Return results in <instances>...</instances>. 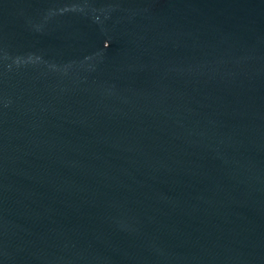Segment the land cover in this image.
<instances>
[{
    "label": "water",
    "instance_id": "1",
    "mask_svg": "<svg viewBox=\"0 0 264 264\" xmlns=\"http://www.w3.org/2000/svg\"><path fill=\"white\" fill-rule=\"evenodd\" d=\"M0 264H264V0H0Z\"/></svg>",
    "mask_w": 264,
    "mask_h": 264
}]
</instances>
